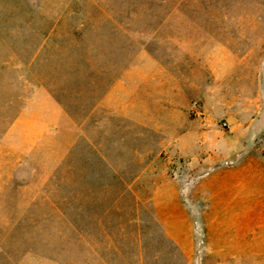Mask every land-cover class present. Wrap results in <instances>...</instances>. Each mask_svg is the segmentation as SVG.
Listing matches in <instances>:
<instances>
[{"label":"rangeland","instance_id":"374dc122","mask_svg":"<svg viewBox=\"0 0 264 264\" xmlns=\"http://www.w3.org/2000/svg\"><path fill=\"white\" fill-rule=\"evenodd\" d=\"M0 264H264V0H0Z\"/></svg>","mask_w":264,"mask_h":264}]
</instances>
